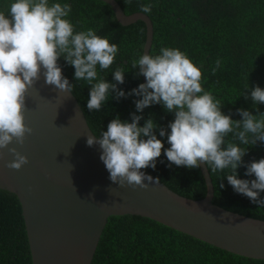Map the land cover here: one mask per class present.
Here are the masks:
<instances>
[{"label": "clouds", "instance_id": "9594fccd", "mask_svg": "<svg viewBox=\"0 0 264 264\" xmlns=\"http://www.w3.org/2000/svg\"><path fill=\"white\" fill-rule=\"evenodd\" d=\"M71 11L67 0H10L7 11H0V149L8 148L14 157L8 167L20 169L29 159L16 147H9L14 141L23 144L33 131L24 114L28 89L43 76L46 84L61 92L74 90L75 84L64 75L59 63L63 57L74 67L76 81L91 86L86 104L89 111L101 110L109 97H139L130 120L117 115L107 130L87 138L88 146H100V159L112 182L145 189L160 183V177L142 169H155L163 152L169 166L192 169L206 163L212 172L229 170L225 177L233 190L257 207L264 206V158L244 160L249 145L264 142V112L253 114L240 108V120L225 114L221 100L203 87L202 65L179 47H162L158 54L145 50L134 59L132 67H138V75L146 79L126 92L118 87L125 82L122 65L112 71L115 82L101 74L114 64L120 46L94 29L76 31L69 18ZM141 11L151 13L152 4L142 5ZM221 63L219 58L215 61L213 74ZM242 95H250L254 107L264 103V88L259 85ZM155 104L174 113V120L166 128L160 127L152 115L144 120V109ZM229 134L238 143L226 140ZM165 137L168 147L162 139ZM245 163V176L253 179L240 176L238 169Z\"/></svg>", "mask_w": 264, "mask_h": 264}, {"label": "trees", "instance_id": "16d2710c", "mask_svg": "<svg viewBox=\"0 0 264 264\" xmlns=\"http://www.w3.org/2000/svg\"><path fill=\"white\" fill-rule=\"evenodd\" d=\"M116 1L126 14L141 12L142 5L152 4L151 13L147 14L153 23L150 52L158 54L162 47H179L202 65L203 87L221 100L225 114L231 113L234 120H240V108L253 114L264 112V103L254 107L250 95H242L256 85L264 88V0ZM67 2L72 5L69 18L76 31L94 29L98 35L108 36L111 43L120 46L114 64L101 74L115 82L112 71L122 65L126 70L125 82L118 85L119 88L129 92L143 83L132 61L143 54L146 24L142 20L122 24L112 5L103 0ZM9 3L10 0H0V11H7ZM218 58L222 61L221 67L213 74L212 68ZM59 63L64 75L75 84L72 93L94 134L107 130L108 123L117 115L130 120L131 114L136 112L135 101L139 97L135 95L120 99L109 97L101 110L89 111L86 104L91 86L85 81H76L74 67L63 57ZM246 86L250 88L245 89ZM150 115L160 127L166 128L174 120V113L166 112L160 104L144 109V120ZM162 139L168 147L166 137ZM227 139L238 143L231 134ZM261 158H264V142L249 145L245 162ZM246 163L238 172L242 178L253 179L254 176H245ZM207 167L214 185V204L264 220V206L257 207L228 184L225 176L229 170L212 172ZM142 171L160 177L161 183L183 197L197 200L206 196L200 167L169 166L163 152L157 158L155 169L149 167ZM0 264H32L20 201L15 193L5 189H0ZM91 264H264V259L237 255L151 218L126 214L108 218Z\"/></svg>", "mask_w": 264, "mask_h": 264}, {"label": "water", "instance_id": "95a60500", "mask_svg": "<svg viewBox=\"0 0 264 264\" xmlns=\"http://www.w3.org/2000/svg\"><path fill=\"white\" fill-rule=\"evenodd\" d=\"M103 1L122 24H146L144 51H150L149 15L126 14L116 0ZM24 114L33 131L23 144L14 141L9 147L29 159L20 169L10 168L13 155L0 149V189L20 201L32 264H91L108 218L126 214L151 218L237 255L264 259V220L214 204L206 163L200 166L207 188L202 199L183 197L161 182L147 189L121 187L109 179L100 146H88V136L95 134L72 92L59 91L41 76L28 89Z\"/></svg>", "mask_w": 264, "mask_h": 264}]
</instances>
